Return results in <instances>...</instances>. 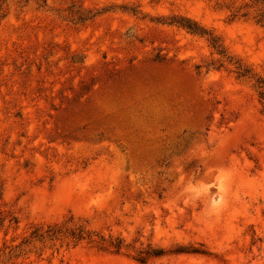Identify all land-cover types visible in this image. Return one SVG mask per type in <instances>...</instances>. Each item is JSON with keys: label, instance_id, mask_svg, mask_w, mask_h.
I'll use <instances>...</instances> for the list:
<instances>
[{"label": "rangeland", "instance_id": "374dc122", "mask_svg": "<svg viewBox=\"0 0 264 264\" xmlns=\"http://www.w3.org/2000/svg\"><path fill=\"white\" fill-rule=\"evenodd\" d=\"M261 85L264 0H0V264H264Z\"/></svg>", "mask_w": 264, "mask_h": 264}, {"label": "trees", "instance_id": "16d2710c", "mask_svg": "<svg viewBox=\"0 0 264 264\" xmlns=\"http://www.w3.org/2000/svg\"><path fill=\"white\" fill-rule=\"evenodd\" d=\"M182 26L186 27L188 30L197 33V34H204L205 32H201L199 28L196 26L195 23L186 21V23H182ZM261 94L264 96V85H261Z\"/></svg>", "mask_w": 264, "mask_h": 264}]
</instances>
